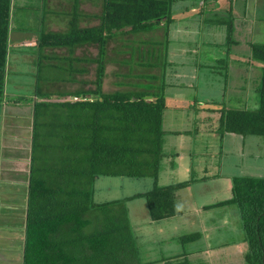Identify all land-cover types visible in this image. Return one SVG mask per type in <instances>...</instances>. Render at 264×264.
I'll list each match as a JSON object with an SVG mask.
<instances>
[{
	"label": "crops",
	"instance_id": "0c3cea01",
	"mask_svg": "<svg viewBox=\"0 0 264 264\" xmlns=\"http://www.w3.org/2000/svg\"><path fill=\"white\" fill-rule=\"evenodd\" d=\"M105 1L106 0H11L10 40L13 46L12 49L16 50L15 68H19L18 65H20L25 69L27 66H25L22 61H32L33 63H31L27 71L33 74H38L42 71L43 66L45 68H57V70L65 71L64 78L59 79L56 85L61 89L60 93H70L71 96L77 97L68 96L61 100L77 102L83 101L85 97H92L93 90L95 89L94 82L96 80V78L94 79V72L96 75L97 71V64L94 60L99 56V46L97 53H94L93 49L94 45L97 44L91 43L90 41L73 47H50L46 44L48 42L45 41V36L53 33L61 34L69 32L73 37H77L78 32H75L74 29H86L99 26L104 16ZM218 3H220V0H215L214 2L209 0H175L172 5V22L170 24H167L164 19L160 21V23L150 24L144 31L132 32L121 37L116 35V37L111 38L107 44L106 72L103 81V91L110 94H135L137 92H145L146 90L143 87L148 86L147 89H151L148 93H151V95L156 97L157 95L163 94L166 100V108L162 124V146L164 152L162 166L166 165V167L163 169L162 173L165 171L167 172V170L180 171L184 169L181 170L184 172V178H182L180 182L193 180L190 186L176 193V216L161 221H153L149 217L148 207L147 210L145 208L142 201L143 198L128 200L135 194L145 193L151 190L155 186V181L153 179H130L128 177H99L96 179L94 200L97 203L124 199L128 200L126 204L137 244L140 248V252L144 250V253H140L144 264H165L166 259L184 255L185 253L173 255L166 252L160 255L157 249L152 247V244L144 245L147 241L140 243L138 232L134 229V226L137 224H133L135 217L146 214L148 218L143 219L145 226H152L157 223L156 227L159 228V230L164 229V227H160L159 224L166 222L170 225L174 220H177L176 223H173L171 234L175 230L176 233H178L180 230L179 227L183 225V223H187L188 225L189 222H191L190 227H192V229H194V227H201L202 225V239L199 241L206 240L207 243H204L202 247H197V249H195L194 252H190L189 255L194 253L198 254L203 264L211 262L213 259L220 260V257H215L218 254L214 252L213 246L207 245L211 240L210 235H219L217 231H220V227L217 229L216 225L218 224L213 222L214 215L211 211L214 208L206 209V207L221 201H226L232 197V178L234 177L232 169L242 171L247 162V164L255 168L259 173L258 175L254 174L255 176H264L263 154L259 159H257L259 156L258 154H256V158L255 154L254 157H252V142L255 140L254 137L257 136L244 137L243 135L229 132L223 134L222 127V120L225 115L224 112L233 109L249 110L246 104L243 107L233 104L234 98L236 101L238 99L247 100V97H240L247 90L244 86L247 85V78L244 77L243 83H236L235 76L229 74V68L233 71H237L238 76L241 75V72L236 67L242 68L244 66V68H246L245 66L250 65L252 69V53L250 52L248 54L247 50L243 52L239 50L238 54V49L234 52H230L229 56L226 57L229 59L228 61L231 65H229V62H223L227 64L225 66L226 76L224 77L222 73H217L219 77L223 79L222 81L215 79L214 85L217 92H214L218 95L222 94L226 99L228 98V104L222 105L218 101L219 98H215L216 100H214V98L210 97V100H206L191 97L186 94V91H189L192 84H196L197 81L198 71L197 73H193L188 70L194 66V62L199 57L198 47L190 45V43L202 41V39L197 40L199 37H196L198 33L202 32L203 34V31L197 32L199 25H204L207 24V22L210 23L213 21V26L214 24L216 25L217 22L218 28L219 26L221 27L217 31L220 33L222 30L223 32H221V35L225 38L228 36L227 25L225 23L220 24V21L228 16L227 19L233 18L234 20L236 28L234 37L238 38L237 41L240 42L245 38L246 33L242 32V29H239V25H236L237 16L235 18L233 17V11L236 9L233 0L228 2V6L223 7L227 9V15H223L219 12L221 7ZM230 4L231 6L229 7ZM205 10L208 11L205 12ZM61 20H64V23H67V25L62 24ZM129 29L130 28H127L126 30ZM238 32L239 35H237ZM158 33L159 35L161 34V38L159 39V41H161V46L149 45L152 37ZM79 35L82 36V34ZM140 37L142 41H144V51L153 54L154 57H156V55L165 57L166 60L163 61V71L159 70L160 65L158 64L152 65L136 62L137 71L133 75L134 82L131 83L128 82V79L121 78V74L122 72H130V60L135 58L140 59L143 56L140 49L138 53H135V51L130 48L132 41ZM224 41L226 43V40ZM127 43L128 45L126 46ZM113 44H115L114 47L112 46ZM118 51H120L122 55H119L120 53ZM226 55H228L227 52ZM20 57H22V60H19ZM144 57H146V55H144ZM120 62L127 64H125V66H120ZM215 62H219V60L215 59ZM112 65H115L116 69H112ZM167 68L170 69L167 71ZM215 68L216 67H214V69ZM19 69L21 73H24V69ZM147 70H149V72ZM250 80L248 85L252 87L251 77ZM52 82L45 80L44 87L45 84L48 85L45 89L55 90L56 85H53ZM134 84L137 86L139 85V87L135 88L133 86ZM151 85L154 86V88ZM222 87H225L227 92L225 91L223 93L222 90H220ZM5 90H7V84ZM36 90V95L34 97L35 101H43L39 94L42 88L37 86ZM19 93L20 92L16 90L11 92L10 95L14 96ZM49 95L52 96L54 101L59 98V94ZM153 96L148 95L147 98L153 100ZM7 97L8 95L5 96V99L1 103L4 104V110L0 109V135L2 137V141L0 142V148L2 149V155H0V172H2L1 175L5 176L7 181L4 182L3 187L8 185V187L4 188L5 194H7V196L9 194H17V192L20 193L22 190L23 197L22 199L20 197L21 200H12L9 198L8 200L6 199L5 202L1 201L0 228H4V230L0 231V233H5V231L7 232V229H9L10 234H20V240L22 241L24 233H27L29 188L34 154L33 138L35 117L33 116V112L35 103H23L18 100L13 102V100H11V103L8 105ZM87 99L92 100L90 98ZM19 116L25 119V121L22 122L23 124L20 123L16 125V119H18ZM91 123L92 117L89 118L90 130H92ZM86 126V121H84L85 129ZM63 131L64 129L55 130L52 134L53 141L59 146L62 145ZM67 131L71 136L73 131L70 129ZM74 134L76 136V133ZM220 137L223 141L222 148H218L219 145L217 144V150L215 151L216 147H214V143L215 141L219 143ZM215 153H217V161L215 160ZM171 154L177 157L178 162L168 168ZM49 159L50 157L45 156L44 158L43 156L37 161L41 173L45 176L60 171L59 169H54L52 171L49 166H45V163H47L46 161ZM209 167H214L218 171L214 174L210 173ZM199 168H201V174H199ZM130 180L134 181L135 185L133 186H137L140 182L145 181L149 188L144 192H137L135 194L119 197V190L123 191L127 186L132 187ZM174 181H176L175 183L178 182L177 180ZM156 182L159 186L170 185L166 183L167 181H163L161 169L158 181ZM221 194H224V198L219 199ZM137 200H140L139 202L142 204L141 210L137 208L138 206L134 207L131 205ZM193 213L197 214L192 215ZM198 216L201 217L196 219ZM7 217L11 222L2 223L1 219ZM206 217H212L210 220L211 223H203L201 219ZM181 219L185 220L180 222ZM14 220L16 221L13 222ZM168 220L172 221L169 222ZM176 226L179 230H174ZM11 228L17 230L12 231ZM160 232L164 233L163 231ZM175 237L176 235L168 237V239L174 240L176 239ZM12 240L14 241L13 238ZM218 242L217 240V243ZM19 243V247L16 248L17 252L14 255L16 258H14L13 261L9 259L5 264H24L23 254L25 253L26 243ZM168 247L167 245V248ZM145 261L151 262L146 263Z\"/></svg>",
	"mask_w": 264,
	"mask_h": 264
},
{
	"label": "trees",
	"instance_id": "16d2710c",
	"mask_svg": "<svg viewBox=\"0 0 264 264\" xmlns=\"http://www.w3.org/2000/svg\"><path fill=\"white\" fill-rule=\"evenodd\" d=\"M174 1L106 0L99 26L74 29L77 37L69 32L45 36L50 47H73L90 41L99 46L100 53L94 60L97 71L92 97L69 102L61 99L70 97V93H59L54 101L51 95L39 93L43 101L35 102L24 264H144L126 202L146 199L153 221L176 216V193L193 180L167 186L156 182L164 157L165 96L103 91L108 41L116 35L144 31L164 19L170 24ZM10 13L11 0H0V104L6 96L8 58L10 52L16 53L10 40ZM226 25L229 56L232 46L240 42L234 37L233 18ZM251 52L252 62L261 70L257 89L259 107L228 110L222 120L223 134L264 137V43H252ZM148 95L154 99L148 101ZM60 129H64L61 146L53 141L52 135ZM68 129L76 136L73 132L70 136ZM43 156L50 157L45 166L60 171L42 174L37 161ZM99 177L150 178L155 186L128 200L97 203L94 188ZM228 205L237 206L242 220L246 234L242 244L248 249L245 262L264 264V176H234L232 197L206 209ZM222 233L216 240L223 238ZM201 238L202 233L196 232L181 241L188 244ZM165 264H191V261L185 253L166 259Z\"/></svg>",
	"mask_w": 264,
	"mask_h": 264
},
{
	"label": "rangeland",
	"instance_id": "374dc122",
	"mask_svg": "<svg viewBox=\"0 0 264 264\" xmlns=\"http://www.w3.org/2000/svg\"><path fill=\"white\" fill-rule=\"evenodd\" d=\"M209 1L214 2L215 0H209ZM230 1L232 0H220V3H218V5L221 7L219 12L222 13L223 15L228 14L227 9L223 7L228 6V2ZM233 2L236 5V9H234L233 11V17L235 18L237 16L236 25H239L238 26L239 29L240 30L242 29V32H245L246 35H245L244 40L242 39L240 41L239 45L236 46L234 44L232 46L233 48L232 52L236 51V49H239L241 52H243L244 50H247L249 54L251 52L252 43L253 44L264 43V0H233ZM230 6L231 4L229 5V7ZM207 11L208 10H205V12ZM214 13H217V12H214ZM227 17L221 20L220 24L221 23L228 24L231 18L227 19ZM61 23L67 25V23H64V20H61ZM212 23L213 21H211L210 23L207 22V24H204V25H199L197 32L203 31V34L202 32L198 33L196 37H199L197 38V40L202 39V41H198V42L196 41L195 43H190V45L198 47L199 57L194 62L195 63L194 66L190 68V70L188 71L193 72V73H197L198 71V74H197L196 84H192L189 91H186V94L191 97H196L198 99H206V100H210V97L214 98V100H216L215 98L217 99L219 98L218 100L219 103H221L222 105H225V104H228V101H227L228 98L227 99L224 98L222 94L221 95L216 94L217 90L215 88L214 82H215V79L218 81H222L223 79V78H220L219 74L217 73H222L224 77L226 76V71L224 70L226 68L225 67L226 64L223 63V61L229 62L226 57L227 55L225 52L227 51L226 50L227 45L225 44V41H224L226 40L227 36L224 38V36L221 35V32H223L222 30L220 33H218L217 30H219V28L221 27L219 26L218 28L217 22H216V25L214 24L213 26H212ZM235 33H236V30H235ZM237 35H239V32L237 33ZM160 38H161V34L159 35L158 33L154 35L152 37V40L149 42V45H154V46L156 45L160 47L161 46V41H159ZM237 39L238 38H236V40ZM143 43L144 42L142 41L141 37L136 40H133L131 43L130 48L134 50L135 53H138L140 49V52L141 54H143V56L141 55L142 57L140 59L135 58L129 61V63H131L129 73L122 72L121 78L128 79V82H131V83L134 82L133 75L137 71L136 62H139L141 64L142 63L152 64V65L158 64L160 65L159 70H162V71L164 70L163 61L166 60L165 57H159L158 55L154 57L153 54H149L147 51H144ZM127 45L128 43L126 44V46ZM112 46L114 47L115 44H113ZM93 49H94V53H97L98 45H94ZM239 50L237 51V53L239 52ZM118 52L120 53V51ZM119 55H122V54L120 53ZM144 55H146L145 58H144ZM15 59H16V54L13 52H10V55L8 58V64L6 66V71H7L6 72V84H7L6 95H8L7 97L8 105L11 103V100H13V102H16V100H18L19 102H23V103H33V102L35 103L34 97L36 95L37 86H40L42 88V90L40 91L41 94H53L54 95V94L60 93L61 89L57 87L56 83L58 82L59 79L64 78V75L66 73L65 71L57 70V68H45L43 66L42 71H40L38 74H33L27 71L30 68L31 63L33 62L32 61H27V62L22 61L27 67L24 69V67H21L20 65H18L19 68L24 69V73H21L19 68H15L16 66ZM215 59L219 60V62L221 63L215 62ZM19 60H22V57H20ZM125 64L127 63H124V62L119 63L120 66H125ZM196 64L198 65V67ZM229 65H231L230 62H229ZM214 67L216 68L214 69ZM245 67L246 68H244V66L242 68L236 67L241 72V75L239 76L237 74V71H233L231 68H229V74L235 76L236 83L238 82L243 83L244 77L247 78V85H244L247 90L242 94V96H240L242 98L247 97V100L244 101V100L237 98L238 100L236 101V99L234 98L233 104L235 106H242V107L245 106L246 104L247 109L256 110L259 107V94L257 92V89H258V84L260 81L259 73L261 74V70L257 68L258 66L254 62H253L252 69L250 68L251 67L250 65H247ZM112 69H116L115 65H112ZM169 69L170 68H167V71ZM147 71L149 72V70ZM184 71H187V70H184ZM250 77L252 79V87H249L248 85V83L251 81ZM95 78H96V75L94 72V79ZM45 80L46 81L48 80L49 82L53 81L52 83L53 85L54 84L56 85V89L55 90L45 89V87L48 86L47 84H45V87H44ZM133 86L135 88L139 87V85L137 86L135 84ZM152 87L154 88V86ZM143 88H145L146 91L139 92V94H145V93L150 92L151 90V89H147L148 86H144ZM222 88L220 90H222L223 93L225 91L227 92V89L225 87H222ZM16 90L20 93L14 96L10 95L11 92H14ZM147 99L148 101H152V99L150 98H147ZM0 109L4 110V104H0ZM226 112H224V114H226ZM24 121L25 119L19 116L18 119H16V125ZM254 139L255 140L252 142V147H251L252 154H253L252 157H254V154H255V158H256V154H258L259 156L257 159H259L262 154L264 156V137H254ZM1 141H2V137L0 135V142ZM222 142L223 141L221 140V137H220L219 143L215 141L214 143L215 144L214 147H216L215 151L217 150V144L219 145L218 148H222V145H223ZM1 151L2 149L0 148V155H2ZM215 155H216L215 160L217 161V158H216L217 153H215ZM0 159H1V156H0ZM163 159L164 158H162V161L160 163V169H161L163 181H167L166 182L167 184H174L176 182L174 180H177L178 181L177 183H179L180 180L184 178V172L181 171L184 169H181L180 171L179 170H176V171L167 170V172L165 171L162 173L163 169L166 167V165L162 166ZM176 162H178L177 157H174V155L171 154L170 162H168V168L174 165ZM199 169H200L199 174H201V168ZM178 171H179V174H178ZM217 171L218 170L216 168L209 167L210 173L214 174ZM232 172L234 176H255L256 174L257 175L259 174L256 171V169L250 166L249 164H247V162L244 166V170L236 171L235 169H232ZM1 173L2 172H0V203L1 201L5 202L6 199L8 200L9 198L12 200H18V199L21 200L23 197L22 190L20 193L17 192V194H11V195L9 194L8 196L7 194H5L6 192L4 188L8 187V185L3 187L4 182H7V181H6L5 176H2ZM125 181H128V180H125ZM130 181H131L132 187L127 186L125 187L123 191L119 190L118 192L119 197L127 196L128 194H135L137 192H144V191H147L149 188L148 184L145 181L140 182V184H137V186H133L135 185L133 180H130ZM204 198H207V197H204ZM222 198H224V194L223 195L221 194V197L219 199H222ZM139 201L140 200H137L131 205L134 207L138 206L137 208L141 210L142 204H140ZM142 201L147 210L148 206L146 205L147 204L146 199L143 198ZM211 213H213L214 215L213 222L218 224L216 225L217 229L220 227V231H217V233L223 234L222 232H224L225 234L218 243L216 240L217 234L210 235L211 240L209 239L210 242L207 245L213 246L214 252L218 254L215 257L216 258L220 257V260L213 259L211 262H206V264H247L245 262V253L247 252L248 249L247 247H245L244 244H242V242L244 241L246 237V234L242 226V220L240 218V214H239V210L237 206L231 205V206L216 207L211 211ZM194 214H197V213H193L192 215ZM200 217L201 216H198L196 217V219ZM145 218H148V216L146 214H143V216L139 215V217H135L133 220L134 221L133 224L134 223L137 224L134 226V229L136 232H138V239L140 240V243L147 241L146 243H144V245L152 244V247L156 248L158 254L160 255L166 252L167 253L169 252L173 255L183 254V253L190 254V252H194L195 249H197V247H202L204 243H207L206 240L195 241V242H191L188 244H185L181 241V238L184 236L191 235L196 232H202V225L201 227H194V229H192V227H190L191 222H189L188 225L187 223H183V225L181 226L179 224L180 230L178 229L177 226L174 228V230L178 229L179 230L178 233L180 235L176 233V230H175L172 232V234L176 235L175 237L176 239L169 240L168 237L174 236L171 234V230L174 225L173 223L174 222L176 223L177 220H174L170 225H168L166 222L159 224L160 227H164V229L159 230V228L156 227L157 223L153 224L152 226H145L144 220H143ZM211 219L212 217L211 218L206 217L201 220L203 221V223L209 224L211 223L210 222ZM172 220H168V221L170 222ZM184 220L185 219H181L180 222ZM15 221L16 220H14L13 222ZM1 222L9 223L11 221H9V218L7 217V218L1 219ZM2 230H4V228H0V231ZM7 230L8 231L7 232L5 231V233H0V264H5V262L9 261V259L13 261V259L16 258L14 257V255L17 252L16 248L19 247V244H20L19 242H23L24 244L26 243L25 241L26 233H24L23 240L21 241L20 234L18 233L10 234L9 229ZM11 230L16 231L17 229L11 228ZM160 231H163L164 233H161ZM12 238L14 239V241L12 240ZM224 244H228L229 246L228 245L223 246ZM167 245L169 246L168 248H167ZM143 251L144 250H141L142 253H144ZM24 255L25 253L23 254V258H24ZM189 258H190L191 264H203V262L200 261V256H198V254L196 253L189 255ZM147 262H151V261H147ZM23 263H24V260H23Z\"/></svg>",
	"mask_w": 264,
	"mask_h": 264
},
{
	"label": "clouds",
	"instance_id": "9594fccd",
	"mask_svg": "<svg viewBox=\"0 0 264 264\" xmlns=\"http://www.w3.org/2000/svg\"><path fill=\"white\" fill-rule=\"evenodd\" d=\"M78 100H80L79 98H78ZM84 100V99H83ZM36 102V101H35Z\"/></svg>",
	"mask_w": 264,
	"mask_h": 264
},
{
	"label": "built area",
	"instance_id": "2783aa9c",
	"mask_svg": "<svg viewBox=\"0 0 264 264\" xmlns=\"http://www.w3.org/2000/svg\"><path fill=\"white\" fill-rule=\"evenodd\" d=\"M76 99H78V98H76Z\"/></svg>",
	"mask_w": 264,
	"mask_h": 264
}]
</instances>
